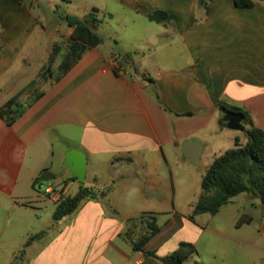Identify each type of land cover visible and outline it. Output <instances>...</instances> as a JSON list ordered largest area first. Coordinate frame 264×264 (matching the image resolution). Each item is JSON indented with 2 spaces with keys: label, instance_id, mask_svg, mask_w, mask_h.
Listing matches in <instances>:
<instances>
[{
  "label": "crops",
  "instance_id": "obj_1",
  "mask_svg": "<svg viewBox=\"0 0 264 264\" xmlns=\"http://www.w3.org/2000/svg\"><path fill=\"white\" fill-rule=\"evenodd\" d=\"M48 3L43 11L51 12V18L45 21L38 15L41 0H0V95L9 92L1 98L4 104L0 110L16 97V106L24 111L12 125L0 115L4 121L0 127V150L19 146L21 155V146L29 149L46 136L62 139L68 142L62 150L63 165L66 166L68 151L84 152L88 158L84 186L107 195L85 202L57 224L50 220L45 228L51 229L50 233L26 248L22 257L19 253L28 239L45 230L25 227V223L38 217L35 211L20 213L19 223L15 222L9 232L19 230V243L13 246L14 254L6 264H164L162 260L182 242L192 243L197 249L183 264H247L254 255L258 256L254 264H264V207L251 194H246L245 200L257 213L242 214L234 231L226 234L212 228L213 218L220 213L192 219L193 208L189 214L173 211L167 222L170 226L159 225L160 232L141 251H135L124 237L126 221L155 214L158 223L159 210L154 205L141 208L138 214L120 210L114 203L119 195L112 174L108 181L101 182L100 166L93 163V159L103 158L109 173L134 172L137 183L132 186L131 195L141 202L158 201L164 197L166 177L162 170L172 172L174 161L185 158L186 143L203 145L200 164L203 158L211 161L223 153L213 145L217 134L214 126L226 127L220 124L221 101L244 109L254 126L264 132V0L257 1L251 9L237 8L233 0H212L208 5L206 0ZM120 6L123 11L147 19L157 11L166 12L167 19L154 23L170 41L161 46L149 43L148 54L140 51L138 61L130 52L119 55L115 46L125 34V27L118 30L115 16ZM92 13L102 20L94 30L104 42L87 50L63 74L69 54L67 45L74 33L67 17L83 19ZM136 41L133 38L131 43ZM172 51L173 54L168 53ZM115 59L122 63L119 75L114 73ZM31 61L37 62L35 71L29 70ZM142 66L144 69L139 68ZM35 80L37 84L29 89ZM40 82L45 86L39 91ZM40 93L43 94L39 97ZM239 133L234 138L243 132ZM66 168L65 178L48 187L53 185L61 196H74L82 186L78 180H71L74 176ZM38 177L31 175L27 181L25 201L29 204L37 200L41 204L39 210L49 207L54 214L57 202L38 193ZM122 187L131 188L127 183ZM73 189L75 192L70 194ZM0 193L4 194L1 183ZM22 203H15V209L24 206ZM104 203L121 219L111 216ZM70 218L74 222L63 226ZM241 221L245 222L239 224ZM8 229H0V242ZM210 236L235 245L230 251L207 250L201 254L197 245L206 241L208 246L214 240ZM239 250L242 255L234 260L232 255Z\"/></svg>",
  "mask_w": 264,
  "mask_h": 264
},
{
  "label": "rangeland",
  "instance_id": "obj_2",
  "mask_svg": "<svg viewBox=\"0 0 264 264\" xmlns=\"http://www.w3.org/2000/svg\"><path fill=\"white\" fill-rule=\"evenodd\" d=\"M48 1L49 0H41L42 8L38 11L39 17L45 21L51 18V15L49 16L51 12L46 13L43 11V8L49 7ZM89 1L96 4L100 3V0ZM119 8V13H115V16L117 17L116 21L119 23L118 30H120L121 27H125V34L118 39L119 41H117L115 49L119 50V52L124 56L127 54V52H130L132 58L135 59V61H138L137 57L140 51L148 54L147 47L150 45L149 43L157 46L159 44H163L165 41H170V37H168L167 34L164 35V30L157 26L154 22L147 18H143L140 15H135L132 12L123 11L121 6ZM48 30L52 31V28L49 27ZM159 33H162V35L160 34L161 36H157ZM133 38L137 39L135 43H131ZM143 38H146L147 42L144 43L142 41ZM151 52H154V48ZM168 53L173 54L174 52L172 51ZM36 67L37 62L31 61V67L29 70L35 71ZM139 68L144 69L143 66ZM37 86L40 91L45 85L40 82ZM7 94H9V92H5L0 95V106L4 104L3 101H1V98ZM13 110L15 111L14 113L18 111L17 108H13ZM13 116H15V114ZM2 126H4V121L0 117V127ZM244 126L248 127L246 124H244ZM213 130L217 131L215 139L213 140V145L217 151H227L234 148V136L240 134L239 132L232 131L228 127H218V125H215ZM50 137L51 136H46L29 149L21 146V151L24 150L21 155L19 154V146H7V151L4 149L0 150V183L2 184V188L4 190V194L0 193V229L4 228L5 226L9 227L8 231H6L8 237L4 236L0 242V264H6L7 261L11 260V257L14 254L11 250L14 248L13 246L19 243V230L16 231L15 228L14 232H11L12 234L9 232L11 230L10 227H12V225L19 220L18 218L20 213L30 214L29 212L35 211L38 217H34L33 220L31 219L29 224L25 223V227L35 228V230L39 232L40 230H45V228L49 226V221H52L53 219V212H51L49 207L39 210V208H41V204L37 200L35 203L27 204V201H25L26 199L24 198L29 191L27 181L32 175V177L39 176L38 178L40 180L37 186L38 193L42 196L44 195L46 200L53 202L50 196L45 193V190L51 184H59L63 180L65 173H67V168L62 163V150L64 149L65 144L68 142L62 139H52ZM239 137L243 143L246 142V136L244 132L239 135ZM212 160L213 159L210 161L203 158L201 164L197 167H194L191 162L185 158H182L181 160L176 159L172 166V172L169 171L165 173L162 170V176L166 177V180L163 181L164 186L162 188L164 197L158 201L146 200L144 202H141L139 198L135 199L134 196L131 195L132 191H134L132 186L137 183L134 177V172L118 170L113 173H109L106 170V160L103 158L96 161L93 159V163H96L100 166L101 182L108 181V176H111L112 174L113 181H115L113 185L117 189L119 195V197L115 199L114 203H116L120 210L138 214L136 212L141 210V208L156 207L159 210L158 225L166 228L170 226V223L167 222L172 217L171 213L173 211L179 212L181 214L190 213L193 206L202 194V177L206 173ZM91 167L89 168L90 170ZM41 171V175L44 173H49L55 176V178L51 181H43L39 175ZM125 183L129 184L131 188L127 190L124 189L122 184ZM74 192L75 191L73 189L70 191V194H73ZM245 195L246 194H242L241 196L234 198L231 203L222 207L221 211L219 212L220 214L214 217L211 222V226L214 230H219L227 234L229 231H234L237 228V222L242 214H248L247 212L253 214L257 213L255 209L249 208L245 200ZM22 202L25 203L24 206H22L20 209H15L14 204L16 203L19 205V203ZM152 205H154V207H152ZM233 215H236V219ZM207 217L210 216L207 215ZM28 220L29 218H26L25 222ZM263 220L261 221L264 225ZM73 222V218L67 219L65 222H63V226ZM210 237H212L214 240L208 242V246L206 241H203L205 242L203 244L201 241V243L197 245L201 254H204L207 252V250L212 252L214 250L221 252L222 249H226L230 251V249L235 245L234 243L228 244L227 241L219 238L218 236ZM241 255L242 250H239L236 254L232 255V258L237 260L238 258L240 259ZM196 257L200 259L199 256ZM257 257L258 256L254 255L252 260L248 261L247 264H254L255 260H257Z\"/></svg>",
  "mask_w": 264,
  "mask_h": 264
},
{
  "label": "trees",
  "instance_id": "obj_3",
  "mask_svg": "<svg viewBox=\"0 0 264 264\" xmlns=\"http://www.w3.org/2000/svg\"><path fill=\"white\" fill-rule=\"evenodd\" d=\"M69 2V0H64ZM212 0H206L208 5ZM237 8L251 9L257 1L261 0H233ZM166 12L157 11L149 16L150 21L161 22L167 19ZM69 25L74 27V33L70 38L68 49L69 54L63 65V74H66L90 49L96 48L103 44L104 39L95 32V28L102 24V20L98 19L95 13L89 14L83 19L74 16H68ZM121 55V53H118ZM117 64L114 73L119 75L122 63H117V59L113 60ZM44 77V74L41 75ZM58 80V79H57ZM37 81H33L29 85L32 89ZM43 93L39 94V97ZM162 106L170 111L169 108ZM220 110H231L245 115L244 124L248 125L245 130L246 142L243 143L240 137L235 138V146L214 157L213 162L208 167L206 173L202 177L201 188L202 194L193 206L191 218L196 216L209 214L216 216L221 208L241 194H251L260 200L264 207V132L256 128L248 112L244 109L232 106L225 101L219 104ZM13 108H17L15 111ZM23 109L16 106V97L7 103L0 110V115L7 121L8 125H12L23 114ZM15 114V116H13ZM187 115H190L187 114ZM39 178L35 181V185L39 184ZM71 180H77L71 177ZM67 181L64 183V186ZM65 187L62 188L64 190ZM106 192H99L95 189H89L82 186L78 193L74 196H61L56 203L53 214L54 223L61 222L64 218L72 215L85 202L104 198ZM105 209L115 218L121 219L117 211L112 209L108 203H104ZM241 221L239 224L244 223ZM127 231L124 237L133 245L135 251H141L143 247L160 232L155 214H147L137 219L132 218L126 221ZM51 229L42 231L28 239L25 248L19 253L20 257L26 253L34 243L43 240ZM197 252L196 246L192 243L182 242L180 247L171 255L164 258V264H183L190 256Z\"/></svg>",
  "mask_w": 264,
  "mask_h": 264
},
{
  "label": "water",
  "instance_id": "obj_4",
  "mask_svg": "<svg viewBox=\"0 0 264 264\" xmlns=\"http://www.w3.org/2000/svg\"><path fill=\"white\" fill-rule=\"evenodd\" d=\"M245 115L239 112L231 110H225L222 112L220 117V124L228 127L233 131L245 132L246 127L244 126ZM204 148L198 142H188L184 146V156L187 158L193 166L200 164ZM65 164L69 168L70 173L74 176L81 184L85 185L88 158L87 155L78 150H70L66 153ZM43 181H50L53 179V175L44 173L41 175Z\"/></svg>",
  "mask_w": 264,
  "mask_h": 264
},
{
  "label": "built area",
  "instance_id": "obj_5",
  "mask_svg": "<svg viewBox=\"0 0 264 264\" xmlns=\"http://www.w3.org/2000/svg\"><path fill=\"white\" fill-rule=\"evenodd\" d=\"M45 193L50 196L53 202H58L61 198L60 191L56 190L54 187L50 186L45 190Z\"/></svg>",
  "mask_w": 264,
  "mask_h": 264
}]
</instances>
